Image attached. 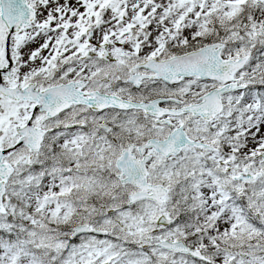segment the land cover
Masks as SVG:
<instances>
[{
    "label": "snow or ice",
    "instance_id": "snow-or-ice-1",
    "mask_svg": "<svg viewBox=\"0 0 264 264\" xmlns=\"http://www.w3.org/2000/svg\"><path fill=\"white\" fill-rule=\"evenodd\" d=\"M0 264H264V0H0Z\"/></svg>",
    "mask_w": 264,
    "mask_h": 264
}]
</instances>
